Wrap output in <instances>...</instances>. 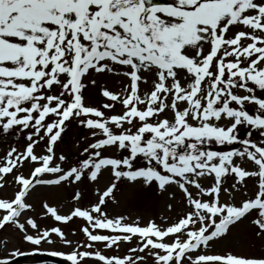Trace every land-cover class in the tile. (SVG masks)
I'll list each match as a JSON object with an SVG mask.
<instances>
[{
	"label": "snow or ice",
	"instance_id": "1",
	"mask_svg": "<svg viewBox=\"0 0 264 264\" xmlns=\"http://www.w3.org/2000/svg\"><path fill=\"white\" fill-rule=\"evenodd\" d=\"M117 67L129 81L122 93L101 88L109 102L85 105L83 78ZM142 72L154 77L143 93L140 84L148 81ZM117 103L121 113L102 110ZM69 123L89 130L91 139L71 164L55 151ZM0 135L24 145L0 157V177L25 162L32 165L29 176L15 175L13 198H0V228L14 225L33 246L51 243L50 234L73 243L59 227L41 232L32 218L20 222L36 185L95 181L108 169L116 181L155 182L161 190L175 185L188 207L166 227L127 223L102 207L113 196V182L90 207L67 215L43 205L56 222H85L80 231L88 243L68 253L34 249L13 251V257L46 254L66 264L86 258L145 264V256L153 264H264V253L203 254L242 218L264 236V0H0ZM41 142L45 147L38 154ZM108 150L119 155H105ZM237 158L255 170L243 169ZM227 176L237 190L245 178H256L253 196L239 204L221 202L220 192L229 191L222 189ZM206 177L213 183L203 187L199 181ZM134 238L136 246L122 257L94 250L96 244L118 248Z\"/></svg>",
	"mask_w": 264,
	"mask_h": 264
},
{
	"label": "rangeland",
	"instance_id": "2",
	"mask_svg": "<svg viewBox=\"0 0 264 264\" xmlns=\"http://www.w3.org/2000/svg\"><path fill=\"white\" fill-rule=\"evenodd\" d=\"M124 70L125 69L123 68L117 67L116 71L113 73L105 72L103 74H96L92 72L87 74L83 78V83L85 84V88L82 90L84 104L93 107H100L103 103L109 102L106 98L100 95L101 88H105L114 93H122L129 81L122 74H117V72L122 73ZM141 75L148 81L147 84H140V90L143 93L144 91L150 89L151 82L154 77L150 72H142ZM92 80H95L96 83L92 84ZM239 94L244 93L241 91ZM102 110L107 115L121 113L123 109L122 106L117 103L111 110ZM164 115L171 118L170 112H166ZM161 118H163V116ZM88 142H91L89 130L75 123H69L66 131L62 134V139L58 141L55 146L56 155H65L69 158L68 164H71L80 158V153ZM13 145L18 151L23 150L24 145L18 142L14 136L0 135V157L4 156ZM44 147V142H41L35 147V152L43 154ZM104 154L108 156L119 155V153H116L115 150H108ZM142 163V161H137L138 165H141ZM236 163H238L240 167L245 170H255V166L252 162H249L246 159L240 160L237 158ZM68 164H64L62 166L67 168ZM31 168L32 165L29 162H25L21 168L14 170L13 173L0 177V198H13L15 192L18 190V185L14 180L15 175L22 174L27 177L30 175ZM44 178L51 177L46 176ZM108 181L109 179L107 182ZM82 182V187L85 189V193L77 201L72 198L73 192L76 190L74 187H58L62 183L58 186L36 185L27 194L26 203L30 204L31 208L26 210L19 218L20 222H24L26 218H32L39 226L41 232L43 230L50 229L51 227H56L55 223L59 222L54 221V219L53 221H50L45 215L46 209L43 207L45 203L49 206L55 207L58 214L67 215L70 214L75 207L84 208L89 207L92 203H95L94 201L96 200V195L94 194L93 196L92 191H100L107 183L102 184L100 179L97 182H90L83 179ZM199 182L203 187H208L213 183V180L211 177H206L201 178ZM234 182L235 181L232 176L224 178L222 189L227 188L229 191L227 193L223 190L220 192L221 202L239 204L243 199L253 196L254 191L256 190V178H245L244 184L242 186H237L238 190L231 187ZM123 184L124 183H122V186ZM42 187L45 189H42ZM123 187H125L124 190L117 195L116 203L109 202L110 205L108 203L107 206L105 205L103 207L104 209L106 208L105 211L109 217L124 216L127 218V223L138 222L141 226H146L149 221H152L158 226L166 227L175 222L184 212L188 211L186 202L183 199V194L175 185L172 187L167 186L162 193H157L158 196L152 203L150 201H145V199L150 195L143 193L142 191H147L149 194L152 193L155 195L153 186L150 188L147 187L146 190L143 186L140 187L139 183H137L134 187L128 185H124ZM190 191L195 192L196 190L190 188ZM126 192H129V194L126 195ZM48 194H52L53 196ZM0 216H2V213H0ZM84 224L85 222H83L80 218H73L72 221L67 223L61 222V226H58L64 234V239L73 242L71 245H65L55 234H50L52 242L48 243L42 241L39 246H33L30 243L24 242L22 238L23 233L20 232L14 225L10 223L6 224L0 228V259L6 258L10 260L13 258L11 255L13 251H18L20 253H33L34 249H37L40 253L51 251L68 253L72 251L77 244L82 246L83 244L88 243L86 237H84L80 231V228L84 226ZM26 230L28 234H36V231L30 227H27ZM136 244L137 241L134 238L131 243H120L118 248L112 247L110 249H105L102 244H96L94 250H100L106 256L117 255L122 257L125 254H130L128 253V249L135 247ZM226 253L241 256H258L264 253V236L256 235L255 227L250 223V218H242L240 221L230 226L225 235L211 241L209 247L203 250V254ZM137 254L145 255L144 253ZM15 264L47 263L21 260ZM83 264H95V262L93 259L86 258ZM145 264H153V260L150 257L145 256Z\"/></svg>",
	"mask_w": 264,
	"mask_h": 264
}]
</instances>
